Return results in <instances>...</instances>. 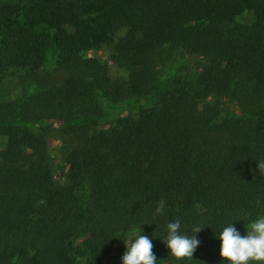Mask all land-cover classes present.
Here are the masks:
<instances>
[{
	"label": "trees",
	"instance_id": "obj_1",
	"mask_svg": "<svg viewBox=\"0 0 264 264\" xmlns=\"http://www.w3.org/2000/svg\"><path fill=\"white\" fill-rule=\"evenodd\" d=\"M245 10L253 21L234 23ZM102 45L127 71L122 84H104L106 65L81 57ZM164 45L203 58L193 80L137 71ZM48 54L66 73L59 82L41 69ZM10 67L26 74L19 94L0 100V264H120L133 229L152 240L156 264H220L212 233L230 222L243 233L264 215V0H0V76ZM98 91L107 109L151 105L91 132L105 116ZM51 120L75 142L62 184L45 131L27 128ZM176 219L182 234L202 228L192 259L168 257L160 242ZM77 235L95 243L80 262L67 243Z\"/></svg>",
	"mask_w": 264,
	"mask_h": 264
},
{
	"label": "rangeland",
	"instance_id": "obj_2",
	"mask_svg": "<svg viewBox=\"0 0 264 264\" xmlns=\"http://www.w3.org/2000/svg\"><path fill=\"white\" fill-rule=\"evenodd\" d=\"M254 17L250 10H245L233 21L236 24H249ZM68 27L72 31L75 26ZM124 34V30L116 33L114 39ZM112 45H102L98 49H91L81 53L83 59L92 58L100 63L106 65V73L102 77L104 84L116 83L122 84L127 79V71L115 65L112 60L113 56ZM202 57L190 55L182 48L169 49L163 46L160 54L148 63H144L137 68L139 73L154 74L157 76L176 75L193 80L201 66L204 64ZM41 69L43 71L51 72L52 78L56 81H61L66 73L57 69L54 63L53 56L48 54ZM25 70L22 68L10 67L0 76V100H11L15 98L21 90L22 83L25 78ZM97 100L99 105L105 109V116L98 121V123L91 128V132L107 131L113 127L118 119L126 117H134L140 109L151 105V100L147 98H131L119 103L111 104L110 108H106V103L101 97V91H98ZM204 102L220 104V107L227 114L238 115L237 107L225 99H220L210 96ZM201 101L193 102L194 109H199ZM225 114V113H223ZM29 131L37 133L40 130L45 131L46 135V156L50 166L52 180L55 183H64V176L67 170L65 157L69 150L75 145L72 137L64 134L59 121H48L37 125H30L27 127ZM5 145V138L0 136V149ZM68 246L71 254L76 261H83L85 257L92 254L94 248V240L87 235H77L68 239Z\"/></svg>",
	"mask_w": 264,
	"mask_h": 264
},
{
	"label": "clouds",
	"instance_id": "obj_3",
	"mask_svg": "<svg viewBox=\"0 0 264 264\" xmlns=\"http://www.w3.org/2000/svg\"><path fill=\"white\" fill-rule=\"evenodd\" d=\"M256 172L264 176V158L256 160ZM163 209V201L155 208L159 214ZM202 228L193 229V235L188 236L180 232L179 219L165 225V235L160 242L167 249V256L180 260L192 259L200 241L196 238ZM243 233L233 222L227 223L213 238L218 241V257L220 264H264V215H259L243 226ZM120 264H156L160 260L152 251V240L143 235L141 229L137 233L133 229L124 240Z\"/></svg>",
	"mask_w": 264,
	"mask_h": 264
}]
</instances>
